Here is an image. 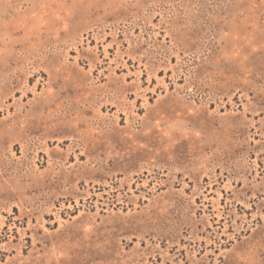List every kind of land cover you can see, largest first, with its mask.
<instances>
[{
	"label": "rangeland",
	"instance_id": "1",
	"mask_svg": "<svg viewBox=\"0 0 264 264\" xmlns=\"http://www.w3.org/2000/svg\"><path fill=\"white\" fill-rule=\"evenodd\" d=\"M0 264H264V0H0Z\"/></svg>",
	"mask_w": 264,
	"mask_h": 264
}]
</instances>
